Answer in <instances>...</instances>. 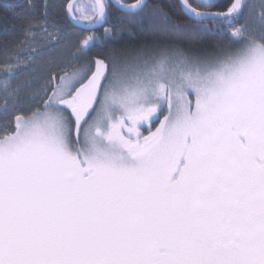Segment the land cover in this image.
I'll return each mask as SVG.
<instances>
[{"label": "snow or ice", "instance_id": "1", "mask_svg": "<svg viewBox=\"0 0 264 264\" xmlns=\"http://www.w3.org/2000/svg\"><path fill=\"white\" fill-rule=\"evenodd\" d=\"M220 8L0 0V264H264V0Z\"/></svg>", "mask_w": 264, "mask_h": 264}, {"label": "trees", "instance_id": "2", "mask_svg": "<svg viewBox=\"0 0 264 264\" xmlns=\"http://www.w3.org/2000/svg\"><path fill=\"white\" fill-rule=\"evenodd\" d=\"M54 3H56L57 5L59 4H63L66 2V0H53ZM149 2H154V0H149ZM161 3L166 2V0H160ZM175 2H179L178 0H175ZM218 2L221 5L220 10L223 9V5L227 2V0H218ZM217 9H213V11H215ZM17 24V28L14 31H8L5 32L4 28H3V21L0 20V59L3 58L4 54H5V43L8 44L9 48H15L16 44L19 42V40L23 39L21 32H20V27L19 21H16ZM127 39V37H126Z\"/></svg>", "mask_w": 264, "mask_h": 264}, {"label": "flooded vegetation", "instance_id": "3", "mask_svg": "<svg viewBox=\"0 0 264 264\" xmlns=\"http://www.w3.org/2000/svg\"><path fill=\"white\" fill-rule=\"evenodd\" d=\"M77 2H85V0H77Z\"/></svg>", "mask_w": 264, "mask_h": 264}, {"label": "water", "instance_id": "4", "mask_svg": "<svg viewBox=\"0 0 264 264\" xmlns=\"http://www.w3.org/2000/svg\"><path fill=\"white\" fill-rule=\"evenodd\" d=\"M179 1V0H178Z\"/></svg>", "mask_w": 264, "mask_h": 264}]
</instances>
